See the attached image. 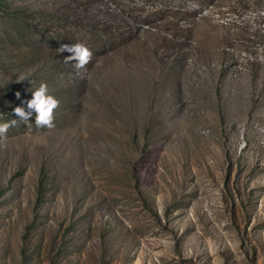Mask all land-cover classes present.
Listing matches in <instances>:
<instances>
[{
  "label": "rangeland",
  "instance_id": "rangeland-1",
  "mask_svg": "<svg viewBox=\"0 0 264 264\" xmlns=\"http://www.w3.org/2000/svg\"><path fill=\"white\" fill-rule=\"evenodd\" d=\"M216 1L0 0V264H264V0ZM201 7L228 48L139 43ZM41 83L51 128L13 112Z\"/></svg>",
  "mask_w": 264,
  "mask_h": 264
},
{
  "label": "bare ground",
  "instance_id": "bare-ground-1",
  "mask_svg": "<svg viewBox=\"0 0 264 264\" xmlns=\"http://www.w3.org/2000/svg\"><path fill=\"white\" fill-rule=\"evenodd\" d=\"M202 1L203 3H205L206 5L210 4L211 2H214L216 3V5L219 6V4L217 3L216 0H200ZM222 0H219L218 2H220ZM226 1H231V0H226ZM262 2L261 0H237L235 3L232 2L231 4H233V6H237V5H240L241 8L245 7V6H250L252 3H255V2ZM223 2V1H222ZM190 3V2H189ZM200 5H201V2H199ZM213 4V3H212ZM225 4H227L225 2ZM230 4V3H229ZM230 4V5H231ZM229 5V6H230ZM215 7V6H214ZM194 8V7H193ZM189 9V8H185L184 10H180V12H178V15L176 17H173V18H166L161 24H160V28L156 31H153L152 35H149V36H146L144 39L142 38V40L139 41V43H145L147 44L148 41H151V42H154L153 46L151 47V50L153 49L154 46H158L159 44H163V42L165 41V30L167 28H170L173 30V34L175 36H183V37H188L190 38L191 36L194 37L196 36L197 38L195 39H198L199 42H201L200 44H202L201 46H199L200 48H203L204 47H217L219 46L220 44H224L226 46V48H228V46H230L233 42H234V39L235 37L237 36L236 33L234 32H231V30L228 29L226 30L225 34L223 35V37L218 40V41H211V40H208L206 37L202 36V34H204L203 30L202 31H199L196 26H202L203 25V22L207 19H211L212 18V15L215 13V12H210L207 13L206 15H201V17L198 19V13H200V9ZM232 8V7H231ZM240 8V7H239ZM238 8V9H239ZM237 9V10H238ZM213 10V9H212ZM243 10V9H242ZM241 11V10H240ZM241 17V16H240ZM232 21V20H231ZM237 21V20H236ZM213 22H217V21H214ZM233 23V22H232ZM236 23V22H235ZM238 23V22H237ZM246 24L249 26L250 24H253L251 21H246ZM245 24V25H246ZM231 25V24H229ZM235 25V24H234ZM254 25V24H253ZM232 26V25H231ZM252 27V26H250ZM250 27H247V28H250ZM240 28V27H239ZM251 29V28H250ZM233 30V29H232ZM242 30V29H241ZM252 30H254L255 32H260V35H264V31L261 29L260 26H255V28H253ZM168 31V30H167ZM149 31H145V33H148ZM144 33V34H145ZM251 33V32H250ZM247 34V33H246ZM263 37V36H262ZM193 38V39H194ZM237 38V37H236ZM186 41V40H185ZM184 41V42H185ZM197 41V40H195ZM189 42V41H188ZM177 43H181L180 41H176V44ZM143 44V45H145ZM196 44V43H195ZM199 44V45H200ZM148 45V44H147ZM145 45V47L147 46ZM197 45V44H196ZM237 45V44H236ZM241 45V44H240ZM195 47V46H194ZM193 48V47H192ZM225 48V50H226ZM207 49V48H206ZM193 50V49H192ZM231 51V50H230ZM190 52V51H189ZM196 52V51H195ZM225 52V51H224ZM235 52V51H234ZM192 53V51H191ZM190 53V54H191ZM225 54V53H224ZM227 54H230L231 56L233 55V52H227ZM122 56V55H121ZM230 56V57H231ZM124 58V57H123ZM199 66V65H197ZM203 69V68H202ZM198 70V69H197ZM199 72V71H198ZM182 90V89H181Z\"/></svg>",
  "mask_w": 264,
  "mask_h": 264
},
{
  "label": "clouds",
  "instance_id": "clouds-1",
  "mask_svg": "<svg viewBox=\"0 0 264 264\" xmlns=\"http://www.w3.org/2000/svg\"><path fill=\"white\" fill-rule=\"evenodd\" d=\"M60 53L68 52L69 56L65 57V62L75 61L77 68H83L87 65L91 58V50L85 46L83 43L77 44H62L58 49ZM20 93H17L19 98ZM26 103L27 110L22 106H17L13 109V112L20 121L30 122L35 113V124L38 127H48L54 126V112L59 107V100L54 96L48 94V85L46 83H41L38 89L32 93V98L27 101H22ZM16 120H11L6 123H0V145H2L7 139V132L10 127L15 126Z\"/></svg>",
  "mask_w": 264,
  "mask_h": 264
},
{
  "label": "trees",
  "instance_id": "trees-1",
  "mask_svg": "<svg viewBox=\"0 0 264 264\" xmlns=\"http://www.w3.org/2000/svg\"><path fill=\"white\" fill-rule=\"evenodd\" d=\"M1 111V110H0ZM0 114H1V112H0Z\"/></svg>",
  "mask_w": 264,
  "mask_h": 264
}]
</instances>
